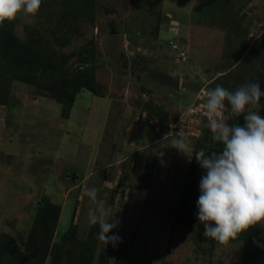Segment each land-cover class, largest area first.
I'll return each mask as SVG.
<instances>
[{"label":"rangeland","instance_id":"obj_1","mask_svg":"<svg viewBox=\"0 0 264 264\" xmlns=\"http://www.w3.org/2000/svg\"><path fill=\"white\" fill-rule=\"evenodd\" d=\"M0 28L40 54L47 85L76 87L64 101L5 77L0 46V246H15L3 264L243 263L248 229L198 241L184 206L195 152L223 147L199 108L208 91L264 90V0H41ZM88 188L117 222L115 244L88 223Z\"/></svg>","mask_w":264,"mask_h":264},{"label":"clouds","instance_id":"obj_2","mask_svg":"<svg viewBox=\"0 0 264 264\" xmlns=\"http://www.w3.org/2000/svg\"><path fill=\"white\" fill-rule=\"evenodd\" d=\"M40 5L41 0H0V27L18 14L35 16ZM207 97L205 107L212 117L208 127L223 147L219 154L208 155L203 149L195 152L203 172L195 216L206 237L225 242L253 225L264 224V116L251 107L262 105L264 90L258 82L235 91L217 85ZM226 111L243 117V126L226 123ZM85 195L95 205L88 212L89 225L99 227L98 239L105 245L115 244L121 238L113 232L117 222L110 219L105 201L98 198L95 188L85 189Z\"/></svg>","mask_w":264,"mask_h":264},{"label":"trees","instance_id":"obj_3","mask_svg":"<svg viewBox=\"0 0 264 264\" xmlns=\"http://www.w3.org/2000/svg\"><path fill=\"white\" fill-rule=\"evenodd\" d=\"M7 36L4 33V29L0 28V46L2 49H5L7 57L4 61L2 67V74L5 77L11 76L10 78L15 79L16 81H24L29 84L38 85V90H43L49 92L52 96L61 97L62 93L65 94L66 99L64 101H69L73 99L74 92L76 87L70 84H61L55 89L47 85V82L43 80V77L40 75V72L49 70L47 63L41 59L40 54L37 51H30L24 49V47L16 44L7 43ZM39 74V75H38ZM82 76V74H81ZM83 77V76H82ZM84 87H87L85 85ZM88 88L93 91V87L88 85ZM69 95H66V94ZM97 93V92H96ZM68 99V100H67ZM238 120L243 122V117H238ZM192 171L190 174L192 187L187 188V193L189 195L188 201L184 206L186 208V219L185 224L191 226L195 224L199 230L196 232L198 241L204 240V226L202 223L198 222L195 216L196 213V201L199 196V181L203 175L202 170L199 168L196 160L192 162ZM195 187V188H194ZM186 193V194H187ZM44 217L45 215L42 214ZM183 222V221H182ZM244 246V259L242 264H264V230L262 229H252L248 228L247 232L243 236ZM217 241V240H216ZM11 245L3 244L0 251V256L4 253H8L7 259L13 258V249L15 246L10 247ZM3 253V254H2ZM5 257H0V264L4 263ZM91 261V260H90Z\"/></svg>","mask_w":264,"mask_h":264},{"label":"built area","instance_id":"obj_4","mask_svg":"<svg viewBox=\"0 0 264 264\" xmlns=\"http://www.w3.org/2000/svg\"><path fill=\"white\" fill-rule=\"evenodd\" d=\"M202 107H205V104L203 103V104H200V107L199 108H202ZM198 108H196L195 107V110H192L190 113L193 115H196L197 113H198ZM187 116H189V114L187 115ZM174 125V124H173ZM180 127H184L182 124L180 125Z\"/></svg>","mask_w":264,"mask_h":264},{"label":"water","instance_id":"obj_5","mask_svg":"<svg viewBox=\"0 0 264 264\" xmlns=\"http://www.w3.org/2000/svg\"><path fill=\"white\" fill-rule=\"evenodd\" d=\"M169 81L167 80V83H168ZM175 87H177L178 86V79H175V80H171L170 81Z\"/></svg>","mask_w":264,"mask_h":264}]
</instances>
